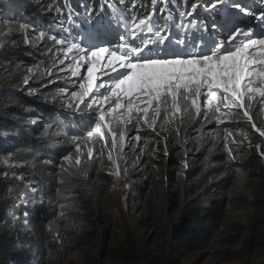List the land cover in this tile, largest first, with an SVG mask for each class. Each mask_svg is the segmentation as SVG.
Instances as JSON below:
<instances>
[{
	"label": "trees",
	"instance_id": "16d2710c",
	"mask_svg": "<svg viewBox=\"0 0 264 264\" xmlns=\"http://www.w3.org/2000/svg\"><path fill=\"white\" fill-rule=\"evenodd\" d=\"M229 1L220 0L217 6ZM159 2L124 0L119 4L118 0H40L42 5L36 9L37 3L28 0H0V6H6L14 13L15 26L34 25L44 33L41 50L10 43L0 48V159L10 155L20 162L25 182L37 192V197H33L27 206L29 221L25 240L34 247L38 264H57L60 262L57 256L69 251L73 245L77 246L75 243L91 238L103 242L104 233L113 224L112 213L104 203L110 192L111 175L97 157L88 163L87 155L81 158L76 152L80 139H86L89 131H93L95 116L83 106L78 112L69 110L57 94L63 84L62 73L55 67L57 45L48 37L62 35L70 39V35L78 30H88L90 22L113 21L110 5L123 8L134 4L129 11L142 16L158 9ZM194 2L197 0H169L163 15L171 12L177 16L176 25L179 26L180 14L189 11ZM198 2L209 5V0ZM100 5L105 6L103 11ZM162 9H158L159 14ZM217 12L212 13L215 21L226 22V18ZM79 23L81 25L76 29ZM26 67L31 69L29 77ZM255 119L258 127L264 126L258 115ZM164 126L157 137L154 162L159 167H166L161 186L167 195L168 212L176 213L178 224L169 229L165 245L159 247L156 254L151 253L154 249H147L146 240L121 235L119 246L112 243L108 254L124 264H140L142 247H146L145 254L151 264H177L179 249L196 250L202 255L206 242L224 217L225 206L240 195L249 180L264 179L261 150L254 147L244 158L237 146H230L226 125L205 122L201 117ZM239 127L245 128L255 144H263L264 151V138L249 124L244 121L239 125L227 124L228 131L235 134L238 141L241 140L237 133ZM91 145L95 148L96 143ZM78 156L83 161L81 165L74 163ZM181 169L183 173H179ZM3 171L0 168V264H14L18 260V250L15 237L10 235L7 200L10 189L16 190V187L12 179L3 176ZM262 193L263 189H260L258 194ZM16 200L24 199L16 195ZM90 214L94 216L93 233H81L70 224L71 220L87 221ZM225 238L219 235L215 242L222 243ZM255 238V243H259L262 233ZM239 246L252 248L254 242L244 238ZM219 250L224 254L223 248ZM212 252L207 250L204 254Z\"/></svg>",
	"mask_w": 264,
	"mask_h": 264
},
{
	"label": "snow or ice",
	"instance_id": "6c2138e0",
	"mask_svg": "<svg viewBox=\"0 0 264 264\" xmlns=\"http://www.w3.org/2000/svg\"><path fill=\"white\" fill-rule=\"evenodd\" d=\"M168 2L161 0L165 9L159 15L153 9L137 16L129 11L134 4L112 7L123 31L104 45H84L62 35L48 37L63 53L59 62L67 61L65 67L78 80L79 90L70 93L71 102L77 111L83 106L95 116V134L109 148L108 159L115 164L117 176L124 147L141 139L137 134L130 140L129 126L144 125L155 132L158 125L202 117L205 122L226 125L228 138L233 133L227 124L239 125L240 121L264 137V127H257L255 119L258 115L264 122V9L257 13L243 0H231L238 15L230 26L216 21L201 24V29L217 30L207 37L202 34L197 43L188 40V29L197 28L196 23L189 21L185 26L181 20L177 26L170 24L171 12L163 15ZM219 2L209 0L205 7L197 0L180 15L197 14L201 7L210 12ZM104 7L100 5V10ZM92 135L89 131L88 137ZM76 152L81 153L79 145ZM260 154L264 156V151ZM93 155L89 147L88 163ZM74 163L83 161L78 156Z\"/></svg>",
	"mask_w": 264,
	"mask_h": 264
},
{
	"label": "rangeland",
	"instance_id": "374dc122",
	"mask_svg": "<svg viewBox=\"0 0 264 264\" xmlns=\"http://www.w3.org/2000/svg\"><path fill=\"white\" fill-rule=\"evenodd\" d=\"M29 2L37 3L36 9L42 4L40 0H28ZM249 7L259 13L264 9V0H243ZM203 5V4H202ZM109 6V4H108ZM111 6V5H110ZM164 4L161 0L158 4V9H162ZM207 7V6H205ZM112 10V6L110 7ZM156 9V13L159 10ZM221 10V16L228 13V24H223L225 27L230 26L234 16L238 15L236 10L231 8V0L226 7L219 6L215 9L205 11L204 7L197 9V14L182 17L183 24L187 26L189 21L197 24V28H192L188 34V40H195L200 43L201 35L207 37L214 33L217 29L200 28V25H209L215 21L213 11ZM165 12V11H164ZM163 12V14H164ZM13 12L9 11L6 6H0V48L6 44L11 45H28L34 50L43 49V38L40 37L41 30L34 25L15 26ZM159 14V13H158ZM166 14V13H165ZM116 15V14H115ZM210 17V18H209ZM244 19H248L244 17ZM217 22V21H216ZM225 22V23H226ZM103 23V22H102ZM177 16L172 15L170 24H177ZM217 25H221L217 22ZM92 27L87 38L82 42L84 45H104L108 41H115L117 33L122 32V22L118 23L116 19L105 24V27ZM199 31V32H198ZM183 32L181 35L183 36ZM222 38V37H217ZM85 42H87L85 44ZM59 45L56 47L54 58L56 60V68L63 84L57 90V94L64 102L65 107L69 110L78 112L74 102H71L70 93L78 89V80L70 75V72L59 61L63 57V53L58 51ZM31 69L26 67V76L29 77ZM86 75V73H85ZM82 82V81H79ZM103 91V89H101ZM29 93H36L35 90H27ZM167 125V124H164ZM158 125L156 131L148 129L144 125L139 128L129 126L128 136L132 137L139 134L141 139L139 142H133L125 146L121 157L118 161L120 175H115L116 166L113 161L108 159L109 148L104 147L100 137L95 134L91 138L87 137L80 139L81 158L87 155L88 148L92 142H95L93 157H97L101 162L105 171L109 172L112 177L110 192L107 194L104 203L107 209L112 213V226L103 236V242L96 238L88 239L87 242H81L75 245L66 253L57 256L60 261L57 264H124L117 257L108 254V248L112 243H117L119 246V238L121 235H131L138 241L146 240L148 242L147 249L156 254L159 247L165 245V239L169 229L178 224V217L174 212H168L166 204V192L162 188V184L166 177V167H159L155 162L156 149L158 143V134L165 129V126ZM173 125V124H169ZM258 127V126H257ZM264 127V126H263ZM241 140L235 137L229 138L231 147L237 146L238 150L243 152V157H247L249 151L256 147L245 128L239 127L237 130ZM233 138L235 142H233ZM264 138V137H263ZM83 146V148H82ZM259 150L262 151L263 144L259 145ZM264 163V156H262ZM70 160V159H69ZM0 168L5 169L3 176L12 179L15 182V188H11L9 198L7 200V220L10 224V235L13 234L18 250V260L14 264H38V258L34 257L36 253L34 247L25 240V234L28 232L29 214L27 206L30 205L33 197H37L34 187L28 185L22 175V164L10 155L0 159ZM183 169L179 173H183ZM263 189V193L259 195V190ZM16 191V194L14 193ZM16 195H19L24 200L17 201ZM30 199V200H29ZM170 213V215H169ZM93 215H89L88 220H71L70 224L78 228L81 233H93L95 231L92 220ZM263 235L259 243H255L257 235ZM226 237L222 243L215 242L217 236ZM244 238L251 239L254 242L252 248L248 246H239L240 241ZM146 247L141 248L140 264H151L146 253ZM220 247L223 248V253L220 252ZM207 250L213 251L209 254H204ZM234 251V252H233ZM75 253L74 260L69 261V257ZM199 255L196 250L179 249L176 254L177 264H264V179L249 180L246 186L242 189L237 198H232L225 206V214L219 226L215 229L213 236L206 242L205 249ZM146 261L143 263L142 261Z\"/></svg>",
	"mask_w": 264,
	"mask_h": 264
},
{
	"label": "bare ground",
	"instance_id": "6f19581e",
	"mask_svg": "<svg viewBox=\"0 0 264 264\" xmlns=\"http://www.w3.org/2000/svg\"><path fill=\"white\" fill-rule=\"evenodd\" d=\"M226 5L227 4H223V5H221L222 7H226ZM210 18V17H209ZM211 18H213V17H211ZM229 20V19H228ZM229 23V21L228 22H226L225 24H228ZM81 24L79 23V24H77V27H76V29L80 26ZM83 26H86V25H83ZM87 30L86 29H80V30H78V32L75 34H71L70 35V39L71 40H75V41H83L85 38H87ZM77 37V38H76ZM74 256H75V253L74 254H72V256L71 257H69V261L71 260V262H72V260H74ZM72 264V263H71ZM74 264H77L76 262H74Z\"/></svg>",
	"mask_w": 264,
	"mask_h": 264
}]
</instances>
